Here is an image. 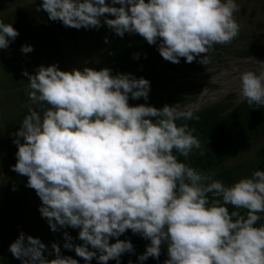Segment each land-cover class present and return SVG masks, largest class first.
I'll list each match as a JSON object with an SVG mask.
<instances>
[{"label": "clouds", "instance_id": "9594fccd", "mask_svg": "<svg viewBox=\"0 0 264 264\" xmlns=\"http://www.w3.org/2000/svg\"><path fill=\"white\" fill-rule=\"evenodd\" d=\"M40 9L66 27L98 30L103 24L121 38L139 34L172 63L199 57L207 66L213 45L228 44L240 32L237 0H42ZM18 35L12 23L0 20V49ZM20 50L34 49L23 44ZM257 63L258 75L239 74V98L249 105H264V61ZM22 75L31 103L11 134L17 147L11 167L27 177L26 187L35 190L38 211L52 232L79 230L80 244L62 232L63 248L74 250L84 264L94 258L98 264H121V256L135 249L130 239L118 238L131 230L148 241L137 257L140 264L149 257L159 260L162 246L163 264H264V222L258 223L264 170L225 185L215 173L179 160L201 148L195 129L177 124L194 118L191 108L130 105V98L148 100L150 81L113 74L108 67L66 71L56 63L41 64ZM51 249L55 258L48 259L47 246L21 231L8 250L21 264H80L62 255L57 242Z\"/></svg>", "mask_w": 264, "mask_h": 264}, {"label": "rangeland", "instance_id": "374dc122", "mask_svg": "<svg viewBox=\"0 0 264 264\" xmlns=\"http://www.w3.org/2000/svg\"><path fill=\"white\" fill-rule=\"evenodd\" d=\"M41 3L42 0H0V20L12 23L19 32L7 49H0V253L10 260V264H21L8 250L21 231L38 237L47 249H51L52 242H58L63 231H69V227L55 233L50 230L46 219L38 211L41 204L39 197L34 189L26 187L27 177L11 167L16 163L17 151L13 143L15 137L11 134L19 129L31 103L27 95L28 78L22 75V70L34 73L39 65L53 63L66 71L84 66L99 70L109 67L105 60L110 64L107 56L113 45L108 46L107 53L103 48L101 63L100 54L98 63L93 64L95 57L92 59V51L91 56L88 52L92 46L96 48L104 41L109 29L104 31L101 26L98 38H95V28L66 27L60 21L50 20L43 9L37 11ZM237 3L240 5V10L235 13L240 24L239 35L228 44L213 45L209 52V65L202 64L200 71L178 73L175 83L165 90L166 94L177 93L183 97L179 105L182 108H191L195 112L220 102L228 104L229 109L234 108L243 103L239 98V74L247 70L259 74L261 69L257 62L264 61V0H237ZM23 44L32 45L34 50L22 53ZM225 70L231 75H220ZM233 76L237 79L233 80ZM263 144L264 135L248 141L240 152L225 161L224 166H239L242 170L249 167ZM73 240L75 244L82 243L78 232Z\"/></svg>", "mask_w": 264, "mask_h": 264}, {"label": "trees", "instance_id": "16d2710c", "mask_svg": "<svg viewBox=\"0 0 264 264\" xmlns=\"http://www.w3.org/2000/svg\"><path fill=\"white\" fill-rule=\"evenodd\" d=\"M136 53L140 54L139 59L133 58ZM107 59L110 63L108 68L112 69L113 74L131 73L137 78L143 77L150 81L148 100L130 98V105L146 103L157 108L165 104L180 105L183 97L177 93L166 94L165 90L175 83L178 73L184 74L188 70L200 71L203 67L198 63L199 57L191 63H186L183 57L180 58L179 63L166 61L159 54L157 45H149L139 34H125L123 38L118 37L111 46ZM189 84L196 85L193 82ZM182 122L195 129L193 134L200 140L201 148L193 149L187 159L177 154L179 160L204 173L218 168L214 172V179L223 181L225 185H230L241 177L250 176L254 170H264V144L258 148L257 158L249 167L242 170L239 166H224L225 161L240 152L248 141L264 135V105H249L243 101L229 109L228 104L220 102L195 111L193 119L177 121V124ZM201 152L204 154L201 155ZM228 207L230 212L235 210L230 205ZM239 211L242 214L246 212L244 209ZM261 222H264V214L262 221L258 223ZM78 231L69 227L68 233L74 238ZM126 238L131 240L135 251L124 253L120 258L121 264H128L129 260L133 261V264H140L137 257L145 251L148 241L138 234H133L131 230H127L118 239ZM115 239L111 238L110 243L115 242ZM64 242L63 236L57 242L61 246L62 255L72 256L80 264H84L83 258L76 256L74 250L63 248ZM50 253L52 249H47L44 254L48 259L55 258L54 254ZM166 258V248L162 246L159 260L149 257L143 264H163ZM91 264H98V261L94 258ZM108 264H115V261L109 260Z\"/></svg>", "mask_w": 264, "mask_h": 264}, {"label": "crops", "instance_id": "0c3cea01", "mask_svg": "<svg viewBox=\"0 0 264 264\" xmlns=\"http://www.w3.org/2000/svg\"><path fill=\"white\" fill-rule=\"evenodd\" d=\"M109 18H113V17H109ZM102 28H103L104 31L108 30L107 26L103 25V24H102ZM108 32H109V34L106 35V37L108 38V42L107 43H105V39H104V41H102L100 44H98L96 46V48H93V46L91 45L92 48H91V50L88 53L90 55V52L92 51L93 55L92 56L90 55V56H91L92 59H93V57H95L94 60H93V64H95V62L98 63L97 59H98V56L100 57V54H101V57H100L99 61L101 63L102 59L104 58L103 55H102L103 48H105V46L112 45L116 41V39L119 37L118 35H116L111 30H109ZM93 33L95 34V38H98V30H94ZM125 34H128V33H125ZM85 40H86V38H85ZM84 56H85V59H87L86 55H84ZM84 56H83V58H84ZM0 264H10V260L5 255H3L2 253H0Z\"/></svg>", "mask_w": 264, "mask_h": 264}, {"label": "built area", "instance_id": "2783aa9c", "mask_svg": "<svg viewBox=\"0 0 264 264\" xmlns=\"http://www.w3.org/2000/svg\"><path fill=\"white\" fill-rule=\"evenodd\" d=\"M104 52L105 53H107V52H109V47L107 46V47H105L104 48ZM105 63L109 66L110 64H108V62L105 60Z\"/></svg>", "mask_w": 264, "mask_h": 264}, {"label": "water", "instance_id": "95a60500", "mask_svg": "<svg viewBox=\"0 0 264 264\" xmlns=\"http://www.w3.org/2000/svg\"><path fill=\"white\" fill-rule=\"evenodd\" d=\"M249 60L259 61V59H257V58H250Z\"/></svg>", "mask_w": 264, "mask_h": 264}]
</instances>
